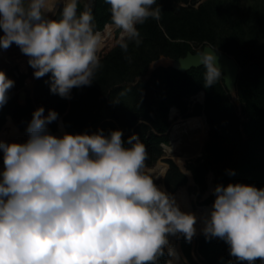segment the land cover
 Masks as SVG:
<instances>
[{"label": "clouds", "instance_id": "obj_1", "mask_svg": "<svg viewBox=\"0 0 264 264\" xmlns=\"http://www.w3.org/2000/svg\"><path fill=\"white\" fill-rule=\"evenodd\" d=\"M105 3L108 27L119 30L125 50L128 41L141 43L137 25L160 18L157 0ZM79 5L0 0V49L15 44L29 57L34 77L51 73V93L66 99L73 88L91 86L101 67L91 0L83 10ZM213 61L203 60L208 86L220 75ZM13 86L0 71V108ZM44 111L33 112L26 142L0 141V264H159L166 250L174 255L170 235L191 241L196 216L157 187L158 175L147 169V148L137 135L127 147L120 130L57 137L47 125L58 113ZM213 195L203 218L205 238L223 240L238 264H264V188L229 183L217 185Z\"/></svg>", "mask_w": 264, "mask_h": 264}, {"label": "trees", "instance_id": "obj_2", "mask_svg": "<svg viewBox=\"0 0 264 264\" xmlns=\"http://www.w3.org/2000/svg\"><path fill=\"white\" fill-rule=\"evenodd\" d=\"M249 2L207 0L196 8L187 5L188 0H157L161 8L160 18H150L137 25L141 43L137 46L128 41L125 50L122 47L125 41L114 48L119 38L117 30L108 27L110 6L105 0H94L95 30L100 34H109L112 40L110 50L114 49L100 59L101 67L92 85L73 88L70 98H61L50 91L49 73L37 79L33 98H29L24 105L16 97H11V88L8 91L10 98L0 108V131L9 117L6 126L13 127L17 136L20 131L27 135L26 128L33 112L43 107L45 116L49 110L58 113V119L47 125L50 134H54L59 119L68 111L63 118L68 134H92L103 130L108 135L110 131L120 130L126 147L127 139L137 135L147 148L146 166H153L163 154L162 144L168 143L165 134L171 125L170 109L176 107L186 114L187 100L200 93L197 100L203 102L205 93V102L198 113L203 111L207 117L209 136L203 159L189 166L196 184L203 187L206 175L211 172L215 187L240 183L264 188V6L245 5ZM84 4L80 2V10H83ZM103 37L100 35L101 39ZM205 44L234 56L241 67L237 83L241 114L233 104L221 74L208 86L205 66L186 73L161 67L147 82L131 85L136 78L145 76L150 65L160 58L178 59L188 52H200ZM21 84L17 81L15 89ZM177 115V110L173 109L171 117ZM179 127L177 125V132ZM171 138L173 147L174 129ZM10 142H20V139L14 137ZM172 147H166V150ZM168 164L170 170L165 177V186L169 193H173L186 183L187 178L172 161ZM229 172L235 174L229 175ZM214 199L212 195L205 204L214 203ZM211 207L206 205L198 209L203 218ZM203 227L202 219L201 233ZM202 235L195 234V241ZM168 240L173 249V237L170 235ZM198 250L203 264H238L230 256L228 245L218 238L206 239L203 236L198 242ZM183 251L189 256L187 241H183ZM172 256L174 259L175 254ZM167 262L168 254L165 252L159 264ZM256 264L261 262L257 260Z\"/></svg>", "mask_w": 264, "mask_h": 264}, {"label": "rangeland", "instance_id": "obj_3", "mask_svg": "<svg viewBox=\"0 0 264 264\" xmlns=\"http://www.w3.org/2000/svg\"><path fill=\"white\" fill-rule=\"evenodd\" d=\"M87 1L88 0H80V2H82V3H87ZM205 1H207V0H188L187 5L190 4V5H193L194 7L197 8L198 6H200ZM250 4H252V5L253 4H261L264 6V0H250V2L245 4V5H250ZM182 5H186V4L182 3ZM52 17L53 16H51L50 18H52ZM116 33H117V36L119 38V36H120L119 30H117ZM100 35H104V37H105L104 40L102 41L100 48H99V51H98V56L100 59H102L109 52H111L114 48H116L117 45L110 50V48L112 47L111 46L112 40L110 39V35L109 34H100ZM158 62H161V60H158ZM31 75H33V74H30V76H28V77L26 76L23 79L22 86L19 89L13 90V93L15 94V96L16 97L19 96L18 102L20 104H26L28 102V100H26V98L27 99L33 98L32 88H33V82L36 78L33 75L32 78L30 79ZM24 87L26 88V92L28 93L27 97L20 96L21 93H23V91H24ZM199 94L200 93H198L197 95H195V96H193L187 100L188 101V112L186 114H182L180 112L179 116H175V118H172L171 117V110H170V116H169V121L171 124L170 129L172 131L174 129V131H175L174 146L170 150V152L166 151V147H169V148L172 147V141L170 142V140H169V143L165 144V148L162 149L163 154L160 157V159L153 166H147V169L149 171L151 170V168L155 167L158 163L166 164L168 167V165H169L168 161H172L181 170L182 173L183 172L186 173V171H184V170H186V164L187 163L195 164L199 160L201 161L203 159L204 147H205L206 141L208 140L209 127L210 126H209L206 119H205V122L203 121V119L202 120L200 119V117L202 118L203 116H205V114L203 111L198 113L199 107L203 106V104H202L203 102H199L197 100V96ZM237 109H238V112L241 114V106H238ZM8 122L9 121L7 119L5 125L2 127V129L0 131V141L6 142V143H24V142H26V140L28 139V136L25 133L20 131L21 134L18 132L19 133V135H18L19 137H18L16 135V131L13 127L6 126L8 124ZM177 124L180 125L178 132H177ZM13 125L16 127L14 121H13ZM207 127H208V129H207ZM205 130H207V134H206V137H205L203 142H196V143L190 142V136L191 135L201 134ZM65 133H66V129H65L64 125L61 121H59L57 132H55L52 135H55L57 137H61ZM14 137L19 138L20 142H10V140L13 139ZM179 140H183V141H181L183 143L181 145V152H182L181 154H182V156H186V162H185V166H184L185 169L184 170L176 163V161H174L172 158L169 157V155L172 153V151L174 150V148H175V146ZM2 166H3V154H2V152H0V167H2ZM164 176L166 177V173ZM210 176H211V172H209L206 175L203 187H200L196 183L190 184V182H187L186 184L179 186L176 190L173 191V193L168 192V190L164 184L165 177L161 181H154V182L157 185V187H159L161 190L171 194L173 197L175 196V194L177 193L179 188L187 187L189 195L191 197H193V196L196 197V199L192 200V206L195 209V207H197V206L199 207L202 205L205 206V205L209 204V203L208 204H205V203L209 199L208 198L209 195L206 196V193L210 194V183H209ZM197 212L200 214V216L198 217L197 223L195 226H196L197 230L199 232H201V221L203 219V213L199 210H197ZM203 236L204 235L199 237L197 239V241H195V237L193 236V238L191 239L190 242L187 241L183 237V235H181V234H177L176 236H172L174 239L173 250H174L175 258L172 259L173 256L170 257L168 255V261H171V264H178V261L180 264H203V258L200 255L199 250H198V242L200 241V239ZM183 241H187L189 243V246H190L189 256H187L183 251ZM166 252H167V250H166Z\"/></svg>", "mask_w": 264, "mask_h": 264}, {"label": "water", "instance_id": "obj_4", "mask_svg": "<svg viewBox=\"0 0 264 264\" xmlns=\"http://www.w3.org/2000/svg\"><path fill=\"white\" fill-rule=\"evenodd\" d=\"M88 2H89V0L87 1V3ZM93 3H94V0H91V6H93ZM54 18H55V16L52 17V19H54ZM123 41L124 40H122L121 36H119L117 46H119ZM212 56L214 57V61H213L214 66L219 69L220 74L222 75L224 86H225L229 96L231 97L233 104L236 107L241 106V103H240V100L238 97L237 83H238L239 76L242 73V69L239 66V64H238V62L234 56L224 52L223 50H221L219 48H216L215 46H213L211 44H205L202 47L200 52H197V53L188 52L186 54V56L178 58V59H170V58H166V57L160 58L159 60H161V62L167 61L168 63L163 64V63L158 62V61L153 62L150 65L147 74L145 76H141V77L136 78L134 83H131V85H136L141 81L147 82L152 77L153 73L158 68H161V67H164V68L171 67V68H173V69H175L181 73H186V72L190 71L191 69L200 68L202 66H205L203 63L204 58H211ZM36 81H37V79L34 82V85L32 88V93L34 92V86H35ZM20 96L26 97V91H23V93H21ZM203 96H204V98H203L202 104H204V102H205V93H203ZM67 113H68V111H67ZM66 114H64L59 119V121H61L63 123V118ZM8 118L9 117H7V119ZM206 120H207V117H206ZM63 125H64V123H63ZM16 128L20 131V129L17 126H16ZM209 130H210V127H209ZM66 133H67V131H66ZM168 169H169V165L167 167V170ZM188 172L191 175V179H192L193 183H195L193 180V177H192V173L190 171H188ZM211 176L213 179H212V190H211L210 195L208 197L209 199L213 195V191L215 188L214 174L211 173ZM188 178H189V176H188ZM154 181H155V179H154ZM209 204L213 205V203H209Z\"/></svg>", "mask_w": 264, "mask_h": 264}, {"label": "bare ground", "instance_id": "obj_5", "mask_svg": "<svg viewBox=\"0 0 264 264\" xmlns=\"http://www.w3.org/2000/svg\"><path fill=\"white\" fill-rule=\"evenodd\" d=\"M104 38L105 37H103L101 39V42L104 40ZM161 63L167 64L168 62L167 61H162ZM33 84H34V82H33ZM202 118L206 119L205 117H202ZM202 118L200 117L201 120H202ZM177 125H179V124H177ZM207 129H208V127H207ZM206 134H207V130L203 131L201 134H193V135L190 136V142H192V143L203 142L204 139H205V137H206ZM182 144L183 143L181 142V140H179L177 142L174 150L169 155V157L172 158L174 161H176V163L184 170V165H185V162H186V156H182V154H181L182 153L181 152V145ZM166 170H167V165L166 164L158 163L155 167L151 168L150 172L151 173H154L155 175H158V176H154V177H155V179L157 181H160L162 179L163 175L165 174ZM2 171H3V166L0 167V172H2ZM190 183H191V181H190ZM209 183H210V192H211V190H212V176H210ZM178 192H179V190H178ZM207 195H210V194L209 193H206V196ZM192 199H195V197H190L188 195V193H187V189L186 188H183L180 191L179 197L178 198H175L177 204L179 205V207H180V209L182 211H184L186 213H192L198 219V217L200 216V214L196 210H194L192 208L193 206L191 207V204L190 203H191V200ZM208 205L209 206H212L211 204H208Z\"/></svg>", "mask_w": 264, "mask_h": 264}, {"label": "built area", "instance_id": "obj_6", "mask_svg": "<svg viewBox=\"0 0 264 264\" xmlns=\"http://www.w3.org/2000/svg\"><path fill=\"white\" fill-rule=\"evenodd\" d=\"M0 35H2V32H0ZM28 59L29 57L23 55L15 44H13L7 50L0 49V71H3L7 77L14 82L19 80L23 81L26 76L28 77L30 74L34 73V69H32L28 64ZM32 76L33 75H31L30 79ZM24 91H26L25 87ZM173 109L177 110V116H179L180 110L177 108H171V111Z\"/></svg>", "mask_w": 264, "mask_h": 264}, {"label": "flooded vegetation", "instance_id": "obj_7", "mask_svg": "<svg viewBox=\"0 0 264 264\" xmlns=\"http://www.w3.org/2000/svg\"><path fill=\"white\" fill-rule=\"evenodd\" d=\"M20 81V80H19ZM21 83H23V81H20ZM15 85H16V82H14V86L12 87V94H11V97H16L15 96V94L13 93V90L15 89ZM28 96V93L26 92V97ZM10 98V97H9ZM8 98V99H9ZM17 98V100H18V98H19V96L18 97H16ZM26 100H28L27 98H26ZM172 130L171 129H169L168 130V132L165 134V136H167L168 137V143H169V140H170V142L172 141V138H171V136H172V132H171ZM167 143V144H168ZM174 146V145H173ZM165 148V144H162V149H164ZM173 148V147H172ZM171 150V149H170ZM170 150H166L167 152H170ZM175 164V163H174ZM190 165H194V164H191V163H187L186 164V170H184V171H190L189 170V166ZM185 166V165H184ZM185 169V168H184ZM170 170V165H169V169L168 170H166L167 172H165L166 173V175H167V173H168V171ZM180 170V169H179ZM180 172H181V170H180ZM191 172V171H190ZM182 173V172H181ZM192 173V172H191ZM183 175H185L186 176V178H187V181H186V183L187 182H190L191 181V183L190 184H195L196 182H195V180H194V178H193V180H194V182L195 183H193V181H192V179H191V175H190V173L189 172H187V173H182ZM187 174H188V176H189V178H188V176H187ZM165 175V174H164ZM164 175H163V177H162V179L164 178ZM192 177H193V174H192ZM154 179H155V177H154ZM161 179V180H162ZM160 180V181H161ZM157 181V180H156ZM185 183V184H186ZM164 184H165V179H164ZM183 188H186V189H188L187 187H182V188H179V192L177 191V193L175 194V196H174V198H178L179 197V194H180V191L183 189ZM187 193H188V190H187ZM188 195H189V193H188ZM190 196V195H189ZM191 197V196H190ZM193 197H195V196H193ZM195 199H196V197H195ZM192 200H194V199H192ZM192 200H191V207H192ZM206 206V205H205ZM200 207H203V205L202 206H197V207H195V209L194 210H198ZM195 228H196V226H195ZM196 230H197V228H196ZM196 234H203V233H201V232H199L198 230L196 231ZM194 237H195V235H194Z\"/></svg>", "mask_w": 264, "mask_h": 264}]
</instances>
